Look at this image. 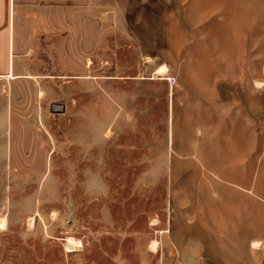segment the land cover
<instances>
[{
	"label": "rangeland",
	"instance_id": "rangeland-1",
	"mask_svg": "<svg viewBox=\"0 0 264 264\" xmlns=\"http://www.w3.org/2000/svg\"><path fill=\"white\" fill-rule=\"evenodd\" d=\"M85 7L70 79L0 78V264H264V0Z\"/></svg>",
	"mask_w": 264,
	"mask_h": 264
},
{
	"label": "crops",
	"instance_id": "crops-1",
	"mask_svg": "<svg viewBox=\"0 0 264 264\" xmlns=\"http://www.w3.org/2000/svg\"><path fill=\"white\" fill-rule=\"evenodd\" d=\"M86 3L87 0H0V78L12 76L10 79L16 82L45 84L51 81L50 70L58 67L59 77L66 75L70 79L71 49H82L85 41ZM89 20L94 30L101 25L96 15ZM96 35L90 39L96 41Z\"/></svg>",
	"mask_w": 264,
	"mask_h": 264
},
{
	"label": "bare ground",
	"instance_id": "bare-ground-1",
	"mask_svg": "<svg viewBox=\"0 0 264 264\" xmlns=\"http://www.w3.org/2000/svg\"><path fill=\"white\" fill-rule=\"evenodd\" d=\"M165 67H166V66H165ZM164 71H165V69L159 67V69L156 70V73H155V74L158 75V74H161V73H162V75H163V72H164ZM10 77H12V76H10ZM256 85H259V83L257 82ZM2 225H4V223L1 224V226H2ZM67 244H68V245H74V247H75V246H79V242H78V241H74V240L71 239V238L68 239ZM258 244H259L258 240H255V241L253 242L252 245H253V247H257ZM156 245H157V242H156V241H152V242L150 243V247H151V248H155ZM67 247H68V246H67Z\"/></svg>",
	"mask_w": 264,
	"mask_h": 264
}]
</instances>
